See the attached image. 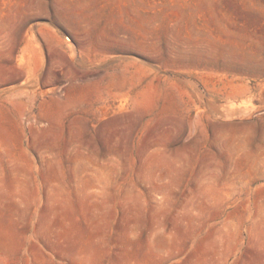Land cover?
<instances>
[{"label": "rangeland", "instance_id": "rangeland-1", "mask_svg": "<svg viewBox=\"0 0 264 264\" xmlns=\"http://www.w3.org/2000/svg\"><path fill=\"white\" fill-rule=\"evenodd\" d=\"M0 264H264V0H0Z\"/></svg>", "mask_w": 264, "mask_h": 264}]
</instances>
